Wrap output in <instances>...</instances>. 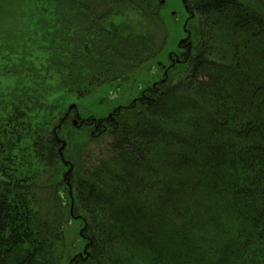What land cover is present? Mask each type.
Instances as JSON below:
<instances>
[{"label": "trees", "instance_id": "obj_1", "mask_svg": "<svg viewBox=\"0 0 264 264\" xmlns=\"http://www.w3.org/2000/svg\"><path fill=\"white\" fill-rule=\"evenodd\" d=\"M27 1L0 0V13ZM46 1L73 31L70 57L56 66L68 80L84 71L79 98L140 71L165 45L151 0ZM181 1L196 23L179 63L95 124L89 141L101 157L65 162L85 263L264 264V0ZM13 108L1 136L14 154L23 113ZM57 137L35 134V180L17 175L0 143V264L56 263L63 215L43 185L60 154Z\"/></svg>", "mask_w": 264, "mask_h": 264}, {"label": "rangeland", "instance_id": "obj_2", "mask_svg": "<svg viewBox=\"0 0 264 264\" xmlns=\"http://www.w3.org/2000/svg\"><path fill=\"white\" fill-rule=\"evenodd\" d=\"M151 2L159 12L166 33L161 52L140 71L124 79L95 86L80 98L74 91L78 85L84 86V81H79L84 77V71L79 78L75 73L76 78L68 80L64 77L66 72H58L56 66L59 57H70L73 31H67L63 23L54 18V5L46 0H28L21 6H13L0 13V143L6 156H10L11 151L19 166L13 170L19 172L17 175L20 178L35 180L39 175V165L31 151L35 134L55 130L58 135L60 158L55 161L52 178L48 183L44 181L43 185L45 189L49 188L47 197L44 194L45 199L49 197L55 206L54 212L60 211L63 215L59 227L61 238L54 247L55 264H89L84 262L87 241L82 235L84 223L81 211L73 206L76 191L64 182L66 173L73 167L65 162L84 161L86 154L91 156L92 162L101 157L103 149L89 141V137L95 135L91 131L95 124L100 125L99 122L115 109L131 107L146 88L163 78L166 69L175 62L178 64L185 51L184 45L179 44L188 43V30H192L196 23L190 21L181 0ZM119 22L118 18L114 20L116 25ZM175 71L177 73L179 68ZM14 106H19L23 114L18 118L20 135L16 136L17 148H14L13 154L9 140L1 136V129L9 125L7 117L14 111ZM64 116L68 117L67 126L58 127V120ZM79 122L85 127H79ZM5 143L10 144L9 152Z\"/></svg>", "mask_w": 264, "mask_h": 264}, {"label": "water", "instance_id": "obj_3", "mask_svg": "<svg viewBox=\"0 0 264 264\" xmlns=\"http://www.w3.org/2000/svg\"><path fill=\"white\" fill-rule=\"evenodd\" d=\"M166 74V72H164V75ZM62 147H64V143H62ZM66 164V163H65Z\"/></svg>", "mask_w": 264, "mask_h": 264}]
</instances>
